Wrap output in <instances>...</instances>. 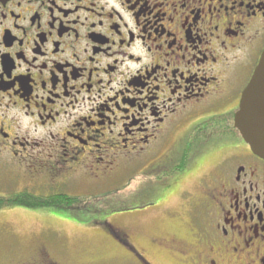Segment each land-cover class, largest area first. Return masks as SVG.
Here are the masks:
<instances>
[{
	"label": "flooded vegetation",
	"instance_id": "af4514ba",
	"mask_svg": "<svg viewBox=\"0 0 264 264\" xmlns=\"http://www.w3.org/2000/svg\"><path fill=\"white\" fill-rule=\"evenodd\" d=\"M263 51L264 0H0V200H28L0 216L98 196L129 168L185 204L197 241L171 253L264 264V160L233 124ZM216 156L199 194L179 189Z\"/></svg>",
	"mask_w": 264,
	"mask_h": 264
},
{
	"label": "rangeland",
	"instance_id": "374dc122",
	"mask_svg": "<svg viewBox=\"0 0 264 264\" xmlns=\"http://www.w3.org/2000/svg\"><path fill=\"white\" fill-rule=\"evenodd\" d=\"M185 129L186 126L170 138L168 148L177 143ZM217 156L204 161L179 189L197 194L200 178L213 170ZM133 174L129 168L118 170L103 186L113 188H105L106 192L98 196L94 191L89 192L94 196L88 197L72 193L75 197L68 195L69 201L56 204L55 199L49 207L42 199L38 213L20 210L0 216V264L35 262L40 250H45L54 264H139L117 243L114 236L120 231L130 235L132 247L149 264H193L171 253L167 243L170 238L187 244L197 241L184 216L185 204L180 205L175 194H165L152 179L134 178ZM158 201V207L131 214ZM167 210L175 216H169ZM118 213L126 215L116 216ZM107 222L116 228H107Z\"/></svg>",
	"mask_w": 264,
	"mask_h": 264
},
{
	"label": "water",
	"instance_id": "95a60500",
	"mask_svg": "<svg viewBox=\"0 0 264 264\" xmlns=\"http://www.w3.org/2000/svg\"><path fill=\"white\" fill-rule=\"evenodd\" d=\"M234 128L251 152L264 160V51L241 95Z\"/></svg>",
	"mask_w": 264,
	"mask_h": 264
},
{
	"label": "trees",
	"instance_id": "16d2710c",
	"mask_svg": "<svg viewBox=\"0 0 264 264\" xmlns=\"http://www.w3.org/2000/svg\"><path fill=\"white\" fill-rule=\"evenodd\" d=\"M59 198V199H58ZM56 198V204H62L63 202L65 201H69V198L66 199V198H62V197H58ZM58 199V200H57ZM52 200H55V199H48L45 201L44 205L46 207H49L50 204L54 203L55 201H52ZM28 203V200L26 199H22V198H19L17 200H13V199H1L0 200V210H3V209H8V208H13V207H16V206H26ZM42 205V203H40L39 201L37 202V207L39 208V206ZM27 207V206H26Z\"/></svg>",
	"mask_w": 264,
	"mask_h": 264
}]
</instances>
